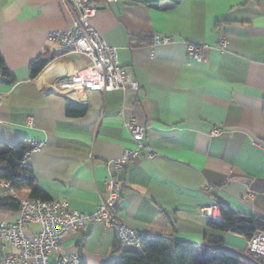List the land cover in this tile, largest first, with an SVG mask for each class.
Wrapping results in <instances>:
<instances>
[{
    "label": "crops",
    "instance_id": "obj_1",
    "mask_svg": "<svg viewBox=\"0 0 264 264\" xmlns=\"http://www.w3.org/2000/svg\"><path fill=\"white\" fill-rule=\"evenodd\" d=\"M69 1L0 0V59L10 75L0 66V151L41 144L25 163L36 189L92 215L106 198L109 163L133 145L122 125L132 118L156 155L142 151L117 174L125 223L151 243L184 241L195 254L206 235H218L222 248L263 264L247 253L242 235L207 228L201 208L218 196L237 212L264 217V0H92L91 24L138 89L84 94L58 81L90 60L48 40L49 32L71 27ZM153 35L171 42L151 46ZM219 36L228 42L223 50ZM186 43L201 46L204 59L189 60ZM39 57L51 61L32 79L30 64ZM69 103L86 109L67 111ZM31 192L17 188L22 198ZM17 212L0 209V223ZM39 231L32 224L26 234ZM118 243L112 229L94 222L60 241L63 253L86 264L114 261ZM13 252L4 243L0 264Z\"/></svg>",
    "mask_w": 264,
    "mask_h": 264
},
{
    "label": "built area",
    "instance_id": "obj_2",
    "mask_svg": "<svg viewBox=\"0 0 264 264\" xmlns=\"http://www.w3.org/2000/svg\"><path fill=\"white\" fill-rule=\"evenodd\" d=\"M69 8L73 15L71 27L65 31L48 33V40L63 49L86 56L90 64L72 72L68 80L58 81V86L71 93L108 92L113 90L138 89L137 82L120 66L116 51L108 46L102 34L91 24L97 8L92 0H70ZM171 42L168 36L153 35L151 46ZM228 42L225 36H219L217 47L223 50ZM185 53L189 60L204 59L201 46L186 43ZM0 94V105L2 102ZM123 127L132 141V147L123 150L121 156L109 163L110 172L106 179V198L97 206L92 215H85L69 207L66 201L43 200L40 198H22L17 193V185L11 179L0 177V192L3 196L16 199L19 203L14 221L0 223V247L9 244L15 252L6 254L3 264H78L79 257L73 253H63L61 239L71 232L85 227L89 222L100 224L115 232L118 242L124 247L141 248L145 236L125 223L118 211L121 196V183L117 174L121 172L142 151L149 159H154L155 152L145 142V128L135 123L134 119H124ZM218 130L214 129L213 133ZM41 144L31 140L26 149L20 167H25L28 157L38 152ZM264 154V144L262 145ZM209 190V188H208ZM207 218H219L215 205L201 208ZM32 224H38L40 231L26 234ZM246 251L264 264V231L256 232L247 241Z\"/></svg>",
    "mask_w": 264,
    "mask_h": 264
},
{
    "label": "trees",
    "instance_id": "obj_3",
    "mask_svg": "<svg viewBox=\"0 0 264 264\" xmlns=\"http://www.w3.org/2000/svg\"><path fill=\"white\" fill-rule=\"evenodd\" d=\"M51 61L49 57H39L30 64V77L35 78L43 68ZM1 74L9 78L8 71L3 67L0 59ZM71 107H79L82 114L86 107L75 103L67 105V111ZM264 109V103H263ZM26 145L19 142L8 145L4 151H0V177L11 179L17 187H27L32 190L31 198L48 200L35 187V179L31 170L20 167ZM213 205L218 208L219 218H209L207 228L220 233L231 232L242 235L248 241L258 231H264V217L253 213H241L233 210L223 199L213 197ZM19 203L9 196H0V209L18 211ZM206 245L195 254L196 247L184 242L173 241L156 243L149 242L146 238L139 249L125 247L118 243L114 253L120 256L107 264H255L250 258L239 253L226 250L221 247L223 238L218 235H206ZM78 264H86L79 258Z\"/></svg>",
    "mask_w": 264,
    "mask_h": 264
},
{
    "label": "bare ground",
    "instance_id": "obj_4",
    "mask_svg": "<svg viewBox=\"0 0 264 264\" xmlns=\"http://www.w3.org/2000/svg\"><path fill=\"white\" fill-rule=\"evenodd\" d=\"M44 76V75H43ZM45 76L41 79V80H44Z\"/></svg>",
    "mask_w": 264,
    "mask_h": 264
}]
</instances>
